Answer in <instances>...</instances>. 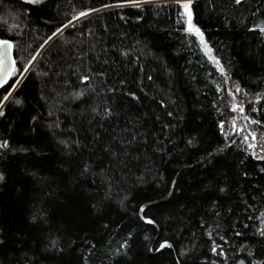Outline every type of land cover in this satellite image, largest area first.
Listing matches in <instances>:
<instances>
[{
	"label": "trees",
	"instance_id": "16d2710c",
	"mask_svg": "<svg viewBox=\"0 0 264 264\" xmlns=\"http://www.w3.org/2000/svg\"><path fill=\"white\" fill-rule=\"evenodd\" d=\"M190 10L223 73L173 0H0V264H264V0Z\"/></svg>",
	"mask_w": 264,
	"mask_h": 264
},
{
	"label": "snow or ice",
	"instance_id": "6c2138e0",
	"mask_svg": "<svg viewBox=\"0 0 264 264\" xmlns=\"http://www.w3.org/2000/svg\"><path fill=\"white\" fill-rule=\"evenodd\" d=\"M25 3H30V4H33V5H39L40 3L43 2V0H24ZM242 2V0H235V3L236 4H240ZM191 3H192V0H186V2L182 3V7L184 9V15L187 17V28H186V31L190 34V35H195L198 37L199 39V43L201 44L202 46V49L205 53L206 56H208V58L214 63V65L217 67V70L220 71L221 73L224 72V68L221 66L220 64V61L219 59H216L212 56V49L209 48L208 46V43L205 41L204 39V35L203 33L200 31V29L196 28L193 24H192V13H191V10H190V6H191ZM88 15L87 12H81L79 13V15L77 17H74V19H80L81 17H84ZM69 23H71V21H69ZM65 27H67V25H65ZM261 33H264V27H259L258 29ZM59 31H62V29H60ZM55 35V33L53 34ZM49 39H51V37H49ZM12 48V44L6 40V39H0V49H8L10 50ZM33 60L36 59L35 56H33L32 58ZM15 62H13L14 64ZM29 70L28 67H25L23 69V72H27ZM17 71V69L15 67H12L11 69H5L3 67L2 64H0V72H4L5 75L3 78H0V87H3L5 83H7V80H8V76L12 73V72H15ZM23 74V73H21ZM19 81H17L18 83ZM239 90V89H237ZM11 96V92H9L7 95H5L3 97V100H0V116H2L4 114L3 112V104L5 101H7L9 99V97ZM17 103H19V101H17ZM235 110V108H234ZM242 110V109H241ZM7 142H3V143H0V148H5L7 147ZM0 179H3L2 176H0ZM149 223H151L152 221H148ZM264 234V233H262ZM169 245L167 244H162L161 247H167ZM214 251H216L215 249H213Z\"/></svg>",
	"mask_w": 264,
	"mask_h": 264
},
{
	"label": "rangeland",
	"instance_id": "374dc122",
	"mask_svg": "<svg viewBox=\"0 0 264 264\" xmlns=\"http://www.w3.org/2000/svg\"><path fill=\"white\" fill-rule=\"evenodd\" d=\"M24 1V0H23ZM175 2H178L182 5V3L186 2V0H173ZM186 25H187V17H186ZM198 38V37H197ZM199 40V39H198ZM202 47V46H201ZM203 50V49H202ZM204 52V51H203ZM41 53V52H40ZM39 53V54H40ZM38 54V55H39ZM212 54V53H211ZM38 55L36 56V59L38 57ZM213 56V55H212ZM208 58V56H207ZM35 59V60H36ZM35 60L32 61V63L30 64V66L28 68H31V66L33 65V63L35 62ZM208 60L214 65V63L208 58ZM214 67H216L214 65ZM217 68V67H216ZM23 76H21L18 81L20 82V80L22 79ZM16 83V85L19 84ZM14 90V89H13ZM12 90V91H13ZM12 94V92H11ZM235 108V110H234ZM233 111L235 112L236 116L233 118V120L229 123L228 126L224 127L223 126V131H224V135L226 138H231L233 136L235 137H241L244 140V143H247L248 148L251 149L250 145L253 143L254 141V137L249 133V131L246 129V125H245V118L242 116V110L241 108L237 105V104H233L232 106ZM263 143V141H261V144ZM254 147V145H253ZM261 150L264 151V146L262 144ZM260 148V145H259ZM259 151V149H258Z\"/></svg>",
	"mask_w": 264,
	"mask_h": 264
},
{
	"label": "water",
	"instance_id": "95a60500",
	"mask_svg": "<svg viewBox=\"0 0 264 264\" xmlns=\"http://www.w3.org/2000/svg\"><path fill=\"white\" fill-rule=\"evenodd\" d=\"M13 62H14V60H13L12 48L10 50L0 49V64H2L3 67L5 69H11L12 67H14ZM12 73L8 76V80L11 77ZM4 75H5L4 72H0V78H3Z\"/></svg>",
	"mask_w": 264,
	"mask_h": 264
}]
</instances>
